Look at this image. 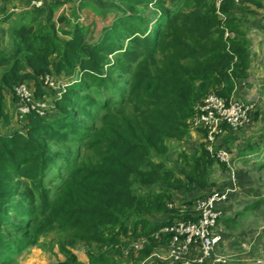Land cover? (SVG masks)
Wrapping results in <instances>:
<instances>
[{"label":"trees","instance_id":"obj_1","mask_svg":"<svg viewBox=\"0 0 264 264\" xmlns=\"http://www.w3.org/2000/svg\"><path fill=\"white\" fill-rule=\"evenodd\" d=\"M10 2L0 0L1 23L15 17L10 46L0 47V264H16L54 233L51 264H121L129 231L148 241L129 261L150 258L169 244L164 227L195 218L174 193L190 207L225 188H214L212 168H226L205 144L181 148L173 167L161 158L169 140L189 136L207 95L238 98L252 67L249 26L264 0H226L225 20L214 0H46L18 13L7 12ZM84 10L110 21L97 31L80 21ZM48 77L73 83L58 97ZM20 85L48 106L19 115L15 127Z\"/></svg>","mask_w":264,"mask_h":264},{"label":"built area","instance_id":"obj_2","mask_svg":"<svg viewBox=\"0 0 264 264\" xmlns=\"http://www.w3.org/2000/svg\"><path fill=\"white\" fill-rule=\"evenodd\" d=\"M232 1L236 5H240L243 0ZM45 2L46 0H32L30 7L39 8L44 6ZM214 2L217 14L225 20V16L221 14V7L226 0H214ZM224 36L227 39H233L234 33L226 28ZM47 80L51 84L49 77ZM17 96L20 99L17 109L20 116H24L32 110L40 115L46 114L47 105L42 101L34 103L32 91L27 85H20L17 88ZM255 110V106L251 103L244 102L234 96L226 100L215 93L207 95L199 105L192 128L205 131L206 150L219 163L226 166L230 173L231 184L222 190H215L203 198H198L193 206L194 219H176L173 224L161 230V232L172 234L168 244L167 257L162 258L155 254L156 252L154 253L158 259H162L163 264L226 263L228 259L226 256H216L217 247L222 240L221 235L216 233V227L222 216L223 206L236 190L237 175L233 167L232 154L227 148L220 146L219 138L224 130V125H228L235 131L247 127L252 122L251 115ZM147 242L146 239H143L140 244L130 245L129 249L141 250Z\"/></svg>","mask_w":264,"mask_h":264},{"label":"crops","instance_id":"obj_3","mask_svg":"<svg viewBox=\"0 0 264 264\" xmlns=\"http://www.w3.org/2000/svg\"><path fill=\"white\" fill-rule=\"evenodd\" d=\"M29 1V0H28ZM29 7V6H28ZM27 7V8H28ZM69 5L65 6L68 8ZM26 8V9H27ZM20 8H15L17 12ZM14 10V9H13ZM264 13V12H263ZM259 22L252 21L249 28H253ZM6 23H1L0 21V31L4 30L0 33V47L4 45V47L10 46V34L9 28H6ZM259 25V24H258ZM251 40V39H250ZM253 47L251 41V53H252V67L250 70V74L246 80L247 87L244 88L241 93V88L237 89L235 96L238 98L242 95H247L245 89L251 86L256 85L255 82L251 81L252 77L256 78V82L258 83L256 86L258 89L262 87L263 77H264V61L257 62L255 60L253 54ZM257 48V47H256ZM255 53V52H254ZM260 84V85H259ZM259 85V86H258ZM261 92V90H260ZM264 118V117H263ZM263 120V119H262ZM248 127H244L238 131L229 129L223 130L220 136V146L225 145L229 146L234 153L232 154L233 158V167L235 168L237 179H236V190L230 195L229 201L223 206L222 216L223 219H231L232 222L220 221L216 227V233L221 235V242L219 244V248L223 251L230 250V253L234 252V246H264V184H263V175L264 169V131L259 127L257 131L249 132ZM253 130V128H252ZM203 129L192 128L191 133L183 142H176L173 140L168 141V145L170 148L169 156L172 157L178 156L180 149L182 148L186 153L192 154L201 144H205V132ZM261 134V136H260ZM257 135L258 139H253ZM229 138V139H228ZM251 139L253 140L250 144L254 150H243L238 149L237 153L232 149V145L235 143L240 144V148L243 147L241 145L242 139ZM228 140V141H227ZM256 140V141H255ZM172 142L176 143L174 146L171 144ZM248 146H246L247 148ZM230 151V150H229ZM231 152V153H232ZM177 153V154H176ZM177 159V158H176ZM175 159V161H176ZM174 161V162H175ZM167 165V164H166ZM225 166V165H223ZM169 167V166H168ZM226 171L222 166L215 165L211 170V175L214 174L216 169H220ZM241 167V168H240ZM247 169V170H244ZM211 178V177H210ZM212 180V179H211ZM214 188H221L230 186L231 181L230 178L223 184H217L216 182ZM186 198L180 192H176L173 195V199L175 201V205L182 206V210H189L193 212V206L187 207L184 203ZM253 205L254 207L250 208ZM249 223V224H247ZM229 248V249H227ZM263 248V247H262ZM236 253V252H234ZM237 254V253H236ZM78 256V255H77ZM79 258V256H78ZM80 259V258H79ZM83 262H87V260H82ZM123 264V262L121 263ZM124 264H133L125 262ZM138 264H163L158 260H153L150 258H146Z\"/></svg>","mask_w":264,"mask_h":264},{"label":"rangeland","instance_id":"obj_4","mask_svg":"<svg viewBox=\"0 0 264 264\" xmlns=\"http://www.w3.org/2000/svg\"><path fill=\"white\" fill-rule=\"evenodd\" d=\"M95 4L98 6H101V3L106 4L109 0H94ZM15 4L18 5L16 7L20 8V10L18 9V11H15ZM7 7V12L11 11L14 9V11L16 13L21 12L23 10H25L28 7V0H11L10 3H8L6 5ZM30 6V5H29ZM13 7V8H12ZM65 12L70 14L72 13V6H69L68 8H65ZM264 10H260V16H258V18L256 17L253 21H256L257 19L259 20V22L256 24L255 27L250 28V32H249V38L252 41V44L254 45L253 47V54L255 57V60L257 62L264 61ZM81 20L83 23H85L87 26L91 23V22H96V28L95 30H99L100 27H102L104 24L108 23L110 21V18L107 19H102V18H97V16L88 10H84L81 13ZM15 21V17H13V19H11L9 21V23H6V28L13 24ZM259 24V25H258ZM4 30H2L3 32ZM0 31V33H2ZM3 34V33H2ZM92 36H90L91 38ZM95 37V36H94ZM1 47H4V45H1ZM257 47V48H256ZM255 52V53H254ZM264 63V62H263ZM251 81L255 82L256 85L258 84L256 81L255 77L251 78ZM72 79L70 80V78L65 79V78H54L51 79V86L53 89L57 90V96L60 97L61 94L63 93V91H65V88L68 87V85L72 84ZM254 85L251 86L249 88H246L245 91L247 93V95H242L241 97H239L240 100L247 102V103H251L255 106L256 111L258 113L256 120L252 121L247 127V129H249L250 133L253 132L252 134H254L257 129L260 127L263 131H264V87H263V83H262V87L260 89H258V87ZM260 85V84H259ZM258 85V86H259ZM245 87H247V82L244 84ZM244 88H241V93L242 90ZM261 90V92H260ZM48 106V105H47ZM9 107L12 108V106L9 104ZM13 111V110H12ZM13 123L12 126H17V118L19 116L18 111H16V108L14 107V111H13ZM263 119V120H262ZM253 128V130H252ZM261 136V134H260ZM253 139H258L257 135L254 137H252ZM251 138V139H252ZM251 139H242L241 141V145H243L242 148H240V144H236V142H234V144L232 145V149L234 150L235 153H237L238 149L243 150L244 148H246V146H251V142L253 140ZM255 140V141H256ZM173 146L174 142L171 143ZM232 152V150H230V153ZM177 154V153H176ZM231 154L234 155V153L232 152ZM176 157H172V159L168 156V157H164L161 158L162 160L165 161V163L167 164V166L169 167H173L175 165V159ZM226 167V166H225ZM220 168V167H219ZM241 168V167H240ZM247 170V169H244ZM229 171L228 169L226 171L221 170L220 169H216V171H214V174H212L211 179L213 182H216L217 184H223L225 183L227 180H229ZM263 175V184H264V172L262 173ZM262 219L264 220V218L262 217ZM264 222V221H263ZM249 224V223H247ZM57 235L51 234L47 237H44L40 240V242L38 243V245L34 246L33 248H31L28 251H25L23 254H21V256L17 257V262L16 264H51L54 263L56 261V256L54 255L55 252V246L57 244ZM121 238V242L122 245L119 246V253H117V255L119 256L120 260H122L123 264L125 262L128 263H133L131 261H129L130 259H128L129 257V253L132 251L134 252L133 254L137 255L140 251H142L146 246L147 243L143 246V248L141 250H132V249H127L125 247V245H123V243L125 242H129L128 246L130 245H134V244H140V241L145 239L144 236H138V237H134L133 233L131 231H129L126 235L125 234H121L120 236ZM135 238V239H134ZM220 244V243H219ZM168 245V244H167ZM234 252L236 253H230V250L227 251H222L219 248V245L217 247V252H216V256L219 255H223L226 256L228 259L226 261V263H219V264H264V246H234ZM263 247V248H262ZM229 249V248H227ZM54 250V252H53ZM168 251H169V247L165 246V247H159L157 248L154 252H153V256L150 257V259L153 260H158L159 262H163L162 259H158L155 254H158L160 257L164 258L167 257L168 255ZM75 253L79 256L80 259L82 260H87V252L86 249L84 248H79L75 251Z\"/></svg>","mask_w":264,"mask_h":264}]
</instances>
